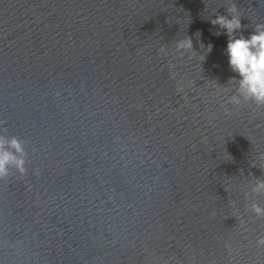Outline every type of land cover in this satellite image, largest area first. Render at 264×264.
I'll list each match as a JSON object with an SVG mask.
<instances>
[{
	"label": "water",
	"instance_id": "95a60500",
	"mask_svg": "<svg viewBox=\"0 0 264 264\" xmlns=\"http://www.w3.org/2000/svg\"><path fill=\"white\" fill-rule=\"evenodd\" d=\"M233 3L247 38L264 0H0V140L27 153L0 264H264V108L229 102L211 24Z\"/></svg>",
	"mask_w": 264,
	"mask_h": 264
},
{
	"label": "clouds",
	"instance_id": "9594fccd",
	"mask_svg": "<svg viewBox=\"0 0 264 264\" xmlns=\"http://www.w3.org/2000/svg\"><path fill=\"white\" fill-rule=\"evenodd\" d=\"M227 15H218L211 20L213 26H219L224 30L228 37L226 55L230 69L237 76L230 78L228 83H235L236 94L229 97V102L235 106H239L244 102H251L257 108H264V23L255 25L254 31L249 37H245L241 29L244 27L241 22L239 9L235 3L227 8ZM217 32L216 35H220ZM199 36L200 33H197ZM176 50L181 55L189 52L194 53V45L192 38L187 36L176 42ZM204 45L201 44V49ZM161 53H166L165 48L160 49ZM212 51V45L209 44L204 51L203 60L206 55ZM230 91V89H226ZM226 114L230 115V111L225 109ZM14 151H8L4 143L0 140V179L6 178L10 174V167L15 166L21 174H25L26 160L23 158L27 155L23 144L20 140L13 137L8 145ZM16 153L21 154L17 156ZM252 192L256 194L264 193V180H257ZM252 210L258 217L264 218V207L253 203ZM258 243L264 245V237Z\"/></svg>",
	"mask_w": 264,
	"mask_h": 264
}]
</instances>
